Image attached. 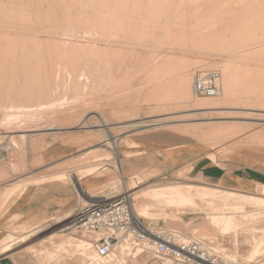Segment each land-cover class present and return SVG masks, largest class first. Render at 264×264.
<instances>
[{"label":"rangeland","instance_id":"rangeland-1","mask_svg":"<svg viewBox=\"0 0 264 264\" xmlns=\"http://www.w3.org/2000/svg\"><path fill=\"white\" fill-rule=\"evenodd\" d=\"M84 2L78 1L76 4L69 3L68 5L60 3L57 10L59 12L68 11L67 13H69L70 9L76 7L82 8V12L86 14L109 15L119 12L127 19L129 16L135 17L134 19L131 18V20L136 22H141V17L151 18L157 15L160 16L158 20L160 24H163V22L183 24L187 22V17L192 14L193 7L198 6V3L191 2H155L150 0H90L87 3ZM43 4L44 2L41 0H0V9H2L0 10V18L2 19L3 17L0 20V33L6 35L15 33L13 32L15 27L11 26L10 21L15 20L16 24L22 16L27 13H34L35 9L38 6H43ZM251 4L253 9L251 8L246 13L248 16L242 19V21L248 22V27L237 26L235 28L229 23L225 26V29L229 32L243 31L245 39H248L252 44L249 45L251 50L246 53L247 58L245 57L235 63V88L237 95L228 104H226V100L223 97L220 98L219 102L217 101L220 107L213 111V117H210L208 111L191 109L192 107L189 104L191 102L189 101L208 98L195 94L193 87L192 95L188 98V102L180 104L179 99L162 101L149 98L148 95L144 96L148 89L147 82L153 78L149 69L151 70L153 67L154 54L168 50L167 40L165 39L154 40L153 42L134 40L136 42L135 45H124L118 60L114 57L111 47L101 46V44L96 45V52L93 50L92 53L95 57L92 58L93 56L89 55L87 59L89 61L82 60V66H80L82 67V76L85 77L83 79L88 78L87 82L82 81L84 85H82V90L77 92L71 89L69 82H66L67 80L64 78L63 81H60L61 83L56 85V88L59 87L57 89L59 92L60 90L63 91V93H61L62 91L60 92L62 96H59L60 98L56 102H52L48 109H42V112H40L41 110L38 107L19 109L0 99L3 102L2 104L7 105L2 107L3 110L0 107V116H2L0 117L2 120L0 124V145L8 155V160L0 164V215L9 203L19 195L20 189L24 187V184L27 182L39 184L52 180L53 174L59 172L66 173L65 179H62L63 181L77 186L79 202L76 208L80 204H85L83 199H87L88 193L93 194L103 191V194L112 197L110 200L123 195H131L133 197L135 191L141 192L143 189L159 185L163 181L216 187L193 176L191 171L194 164H189L169 173L157 167H151L136 175L124 177L122 170L120 172L117 168L118 159L120 163L122 162L121 152L125 147L136 146V142L142 138L153 140L163 145L199 142L203 143L208 150L219 152L222 155L236 149L254 150L264 155V141L254 139L251 136L257 130L264 128V4L260 2ZM240 5L243 4H222L220 8ZM258 7L260 8L257 9ZM158 21L157 23H159ZM116 35L113 34L110 38H117L120 41L128 40L123 36L117 37ZM82 36L89 37H78L81 43L83 41L85 43L88 39H93L91 34L84 33ZM253 41L258 42L253 43ZM102 43L105 44L106 42ZM108 43L110 44V42ZM187 43L189 48L192 47L188 38ZM238 45L240 43L235 42L230 48L238 47ZM221 48L218 46V49L213 50L210 47L206 49L200 47L191 51L186 48L180 51L178 49V52L173 55L176 56L175 62L177 64L179 61L187 68H192L193 86L194 79L200 74L204 75L212 70H218L221 73L218 67L206 71L194 68L202 60L213 59L216 62L228 60L230 57L229 53L221 50ZM55 52L56 54L59 53L56 50ZM110 53H112V56H109L111 55ZM128 57L129 59H127ZM145 58L146 60H144ZM108 65L109 67H107ZM83 74L86 75L84 76ZM219 83L222 89V75ZM132 89L136 90V92ZM58 91L54 95H60ZM238 97L242 98V100L238 101ZM121 98L122 101L129 99V102L119 103L118 99L121 100ZM144 101L149 103L147 104ZM142 103L145 105L143 106ZM55 105H58L59 108ZM0 106H2L1 103ZM61 106L63 107L60 108ZM32 111H35L34 114H32ZM39 112L40 114L38 115ZM22 113L25 114L22 116ZM27 113L29 114L27 115ZM18 116L19 121L17 120ZM5 117H7L6 120ZM20 117H22L21 120ZM160 117L163 120H159ZM30 118L32 119L30 120ZM23 119L26 122L25 120L22 121ZM143 120H147L150 125H127L130 121ZM212 124H241V126L244 125V129L241 128L239 132L237 130H235L237 132H234L227 128L220 132L212 133L206 130V126L208 127ZM246 125H250V127ZM49 127L54 129H47ZM107 127L111 129V136L107 132ZM114 143L117 144L115 148ZM52 144L68 147L70 149L68 157L61 161L46 162L43 155ZM115 150L118 153V158ZM210 157L214 158L215 156L210 154ZM70 173L79 174L81 178L83 177V181L92 179L90 182L91 188L88 191H83L81 186L77 185L75 179L69 176ZM141 177H145L143 182L138 183L136 189L126 193V188L134 181H139ZM2 179L7 180L1 184ZM252 193L261 194L262 187ZM197 201L198 206L196 208L181 207L174 209V212L172 211L173 214L175 213L174 216L166 209V212L171 215L166 212L154 211L152 212L155 213L152 215L153 218L140 217L148 225H159L176 230L183 238L201 237L205 240L207 239L213 247L221 249V252L234 255L238 262L245 260V257L246 259L251 257L254 243L253 238H251L254 235L252 230L254 226H264V205L261 207L247 206L248 211L252 210L253 214L258 215L256 219L247 221L245 228L239 230V234L235 235L234 232L222 234L219 229L210 224L208 213L215 212L214 208L218 206L221 209L226 207L223 202L215 200L209 205L199 199ZM76 208L72 212L73 214ZM164 215H167V218ZM72 218L60 223H54V220L37 227L19 225L16 219H13L9 222L6 231L0 235V238L10 232L14 233L8 238H26L27 235L24 236L23 234L28 233L30 237L25 242L17 243L7 254L19 255L20 257L29 255L36 259L42 257L48 263L61 258L62 264H178L169 258L156 257L150 249L142 250L137 248L129 256L127 252L120 251L121 247L118 248L113 259L101 261L97 258L92 246V242L99 238L101 234L70 228L69 225ZM255 235L258 234L256 233ZM5 240L2 242H5ZM259 252L254 256V261L258 260V258L260 259V257L264 258L262 254L264 253V246ZM242 257L244 258L242 259Z\"/></svg>","mask_w":264,"mask_h":264},{"label":"bare ground","instance_id":"bare-ground-1","mask_svg":"<svg viewBox=\"0 0 264 264\" xmlns=\"http://www.w3.org/2000/svg\"><path fill=\"white\" fill-rule=\"evenodd\" d=\"M41 1L44 2L43 6H38L37 9H35L34 13H27L26 15L22 16L20 20L17 19L19 21L16 24H15V20L10 21L11 26L13 25V27H15L13 28L15 29L13 32L15 33H11L9 35L0 33V99L1 100L3 99L7 101L9 104L18 107L19 109L38 107L39 110H41L40 112H42V109L45 108L48 109V107H50L49 105L52 102H56L60 98L59 96H62V94H60L62 90L59 89L60 90L59 92L57 90L59 87L56 88V85L57 83H61L60 81H63L64 78L67 80L66 82H69L70 85L69 87L71 89L77 92L82 90V85H83L82 81L84 80L83 78L85 77L82 76L81 73L82 67L80 66H82L81 65L82 60L85 59L86 62L89 61V60L87 61L89 55L93 56L92 58L95 57L94 54L92 53L93 50L94 52H96L95 51L96 45L98 46V44H101V46L104 45L108 48L111 47L112 48L111 50H113L114 52V57L117 58L118 60L121 52L123 51L124 45H131V44L135 45L136 42H134V40H145L147 42H153L154 40L165 39L167 40L168 50L162 51L161 53H156V55L154 54L152 61L154 62V64H152L153 67L151 68V70L149 69L151 75H153V78L149 82H147L148 89L144 94V96L148 95L149 98H154L157 100L171 101L173 99H177V100L179 99V104H180V103L188 102L189 100L188 98H190L192 95V87H193L192 68H187L179 61L178 64L175 62L176 56L173 54L177 53L178 49L180 51L183 49L185 50L186 48L191 51V50H195L194 48L202 47L206 49L207 47H210L213 50H216L218 49V46H220L222 47L221 50L229 53L230 57L228 60H223L219 62H216L213 59L205 60V61L202 60L196 65V67H194L202 71H206L208 69L217 68V67L221 70L220 74L222 75L223 86L221 89V94L219 96L208 97L207 99H203V100L197 99V101H193V100L189 101L191 102L189 104L192 107L191 108L192 110L194 109V110L208 111L210 117H213L214 116L213 111H215V109H218L220 107L218 105L219 102L218 100L220 98L223 97L226 100V104H228L231 103L232 100L234 99V96L237 95L235 88V84H236L235 63L236 61L239 60L241 61L245 57L247 58L246 53L251 50L249 48V45L252 44V42H249L248 39H245L244 37L245 33L243 31L229 32L227 29H225L226 28L225 26L229 23L233 25L235 28L237 26L238 27L241 26L244 28L248 27L249 26L248 22H246L245 20L242 21V19L248 16L246 13L250 11L251 8L253 9L251 3L260 2L261 4H264V0H150L155 2L173 1V2L198 3V6L193 7L192 14L187 17L186 23L169 24L163 22V24L162 23L160 24V21H158L160 16L157 15L156 17L152 16L151 18L141 17V22H136L131 20L133 16H129L127 19L125 16H122L123 14L119 12L118 13L115 12L109 15L86 14L82 12L83 10L82 8H76V7L70 9L69 13H67L68 11L59 12L57 10V7L60 3L61 4L65 3L68 5L69 3L76 4L78 1H85L84 3H87L90 0H41ZM236 3H242L243 5L231 6L228 8H220V5L222 4H236ZM260 7H258L257 9H259ZM261 9H263V7H261ZM2 19L0 18V20ZM157 21L159 23H157ZM84 33L88 35L91 34V37H93V39L92 40L88 39L89 41L87 40L85 43H83L84 41L81 43L78 37L80 38L83 37L82 35ZM113 34H117L116 35L117 37L123 36L128 40L120 41V39L117 38L112 39L110 37ZM84 37H89V36H84ZM187 38L189 39V42L192 45V47L190 48L188 47ZM102 42H106L105 43L106 45L103 44ZM108 42H110V44ZM235 42L240 43V45H238V47L235 48H230V46L234 45ZM257 42L258 41H253V43H257ZM55 50L59 51V53L56 54ZM82 51L83 53H81ZM110 54L111 55L109 56H112V53ZM130 54L132 53L130 52ZM127 59H129V57ZM100 60H101V56H100ZM144 60H146V58ZM107 67H109V65ZM146 69L148 68L146 67ZM87 79L88 78H86L84 81H86ZM57 91L59 92L60 95L57 94L56 96V94L54 95V93H57ZM134 92H136V90ZM61 93H63V91ZM120 96L122 97V95ZM132 96L134 95L132 94ZM118 100L119 103L120 102L123 103L125 101L129 102V99H125V101H122L121 98V100L120 99ZM237 100L238 101L242 100V98L238 97ZM0 103L2 105L0 106L1 108L7 106L6 104H2L3 102L1 101ZM86 103L88 104V102ZM189 104L187 103V105ZM144 105L145 104H143V106ZM55 106L59 108L58 105ZM62 107L63 106H61L60 108ZM1 110H3V108ZM34 112L32 114H34ZM40 112L38 113V115L40 114ZM24 114L22 113V116ZM28 114L29 113H27V115ZM6 118L7 117H5V120ZM21 118L22 117H20V120ZM18 119L19 116L17 120ZM31 119L32 118H30V120ZM24 120L25 119H23L22 121ZM159 120H163V119H161L160 117ZM1 121L2 120L0 118V124ZM104 125L106 126L107 124ZM127 125L149 126L150 124L148 123L147 120H143V121H135V122L130 121V123ZM246 126L250 127V125H246ZM227 128L228 130L230 128V131L232 130L234 132L237 131L239 132L241 128L244 129V125L241 126V124H212L209 125L208 127L206 126V130L212 133L218 131L220 132L221 130ZM47 129H54V128L49 127ZM106 129L110 135L111 134L110 127H107ZM251 136L254 139L264 141V128L257 130ZM116 146L117 144L114 143V148ZM115 154L118 158L117 151ZM117 168L121 172V164L119 162V159H118ZM65 176L66 173L59 172L53 174V177L51 179L62 180L65 179L64 178ZM69 176L79 182L81 180L80 175L77 173H70ZM144 178L141 177L139 178V181H134L128 188H126L125 192L127 193L131 190L136 189L138 187V183L143 182ZM30 183L31 182H27L26 184H24V187L20 189L21 191L19 190L20 193L18 192L19 195ZM133 194H134L133 197H131L130 195L132 200L133 211L137 215L145 218H153L152 215L155 213L152 212L154 211H161V213L162 212L165 213L168 210L170 213H172V211L174 212V209H179L181 207L196 208L198 206V201H197L198 199L200 201L206 202L209 205H211L215 200H219L223 202V204L226 207H223L221 209V207L218 206L214 208L215 212H211L208 214L210 216L211 226L219 229V231L222 234H229L232 232H234L235 235L239 234L238 233L239 230L245 228V223L251 219L254 218L256 219V216L258 215V214H253L252 210L248 211L247 206L252 205L255 207H261L264 205V186H262L261 194H254V193H244L240 191L223 189L220 187H211L202 184L185 183V182L174 183L170 181H163L159 185L150 186L147 189H143L141 192L135 191ZM16 195L18 194L16 193ZM16 195L14 194V196ZM92 199L110 200L112 199V197H108L105 194H103V191H99L90 194L87 197V199H83V200L86 203ZM174 214L172 216H174ZM72 216L73 213H70L61 221L70 219ZM165 216L167 218V215H164V217ZM252 231H254L253 233L254 235L253 237L251 236V238H253L254 243L251 252V257L249 258L247 257L248 259H246L245 257V260L241 261L242 263L254 261L253 260L254 256L264 246V226L262 227L254 226ZM256 233L258 235H255ZM28 237L30 236L27 235L26 238L20 237L16 239L11 237L8 238L7 236V238H5L6 239L5 242H2V244H0V252H5L13 249V246H15L17 243L25 242L28 239ZM216 249L218 251L221 250L217 247ZM120 251L124 252V248L123 247L120 248ZM225 254L229 255L231 258L235 260H238L234 255H231L226 252ZM262 254L264 255V253ZM243 258L244 257H242V259Z\"/></svg>","mask_w":264,"mask_h":264},{"label":"crops","instance_id":"crops-1","mask_svg":"<svg viewBox=\"0 0 264 264\" xmlns=\"http://www.w3.org/2000/svg\"><path fill=\"white\" fill-rule=\"evenodd\" d=\"M136 144L125 147L121 152L120 164L124 177L136 175L151 167L169 173L194 164L191 171L193 176L216 187L252 193L264 186V155L258 151L236 149L222 155L208 150L199 142L163 145L144 138L139 139ZM69 153L70 149L65 145L52 144L46 149L43 158L52 163L65 159ZM210 154L215 157H210ZM6 180L2 179L1 184ZM80 181L75 180L83 191L91 188L92 179L83 181L82 177ZM89 195L88 193L87 197ZM78 202V189L73 183L53 179L29 184L0 215V235L13 219L26 227H37L54 220V223H60L74 211ZM13 233L0 238V243ZM9 251L0 252V264H62L61 258L48 263L42 257H20L7 254Z\"/></svg>","mask_w":264,"mask_h":264},{"label":"built area","instance_id":"built-area-1","mask_svg":"<svg viewBox=\"0 0 264 264\" xmlns=\"http://www.w3.org/2000/svg\"><path fill=\"white\" fill-rule=\"evenodd\" d=\"M221 74L209 71L194 79L195 94L219 96ZM8 160L0 145V163ZM70 220V228L100 233L92 242L97 258L113 259L119 247L128 255L135 249H150L156 257L169 258L178 264H264V258L242 263L218 251L201 237L183 238L176 230L148 225L133 211L130 195L113 200L92 199L80 204Z\"/></svg>","mask_w":264,"mask_h":264}]
</instances>
